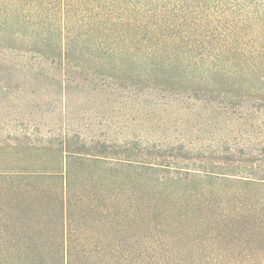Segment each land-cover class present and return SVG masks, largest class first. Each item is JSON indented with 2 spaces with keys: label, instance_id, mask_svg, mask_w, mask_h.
Here are the masks:
<instances>
[{
  "label": "trees",
  "instance_id": "trees-1",
  "mask_svg": "<svg viewBox=\"0 0 264 264\" xmlns=\"http://www.w3.org/2000/svg\"><path fill=\"white\" fill-rule=\"evenodd\" d=\"M3 72L10 77L0 79V111H19L11 131L38 130L33 111L43 113L42 126L56 116L65 121L48 129L50 139L17 143L44 151L48 166L0 168V195L32 179H59L63 200L75 168L147 169L155 173L149 184L173 197L162 210L170 230L213 226L221 216L205 211L218 208L211 200L220 196L230 198V235L264 242V0H0ZM16 82L23 85L10 90ZM25 97L42 102L13 104ZM73 98L88 116L72 115ZM128 121L172 131L150 138L153 150L134 151L140 137ZM185 251L171 245L157 264H208L183 259ZM245 255L240 260L230 242V262L216 264H264L262 248Z\"/></svg>",
  "mask_w": 264,
  "mask_h": 264
},
{
  "label": "rangeland",
  "instance_id": "rangeland-1",
  "mask_svg": "<svg viewBox=\"0 0 264 264\" xmlns=\"http://www.w3.org/2000/svg\"><path fill=\"white\" fill-rule=\"evenodd\" d=\"M15 76L21 77L22 74L13 75V78ZM9 77L5 72L0 75V79ZM9 84L10 90L14 89V85H23L22 82ZM57 92L59 94V90ZM23 100L32 101L36 105L42 102L37 97H25L18 98L13 104ZM82 106L72 108V115L75 116V111L84 114ZM17 110L13 108L10 112L0 111V168L24 167L23 169L30 170L48 166L46 162L49 158L44 157V151L25 152L23 148H16V145L25 141L28 136L37 144L42 137L44 141L50 139L51 131L48 129H55L65 119L56 116L49 123L51 127L42 126L41 122L45 119L43 113L33 111L31 123H36L38 130L28 131L25 135V132L18 133L9 129L16 123L14 120L19 114ZM84 115L88 116L86 113ZM84 121L86 120L80 119L82 124ZM126 124L127 130L140 137L138 145H130L134 151L140 147L153 150L149 139L165 137L172 131L168 128H158L155 131L146 121H128ZM26 125L28 126L25 123L24 128ZM127 130H123L124 134L128 133ZM112 136L117 142L122 140L120 135L109 132L106 138L110 139ZM209 137L211 138L204 137L205 146L214 145V142L207 139ZM133 139L136 141L135 137ZM10 146L16 150L8 153L13 150ZM33 153L34 155H30ZM36 157H41L42 162L34 163L33 158ZM161 159L167 157H160L159 160ZM107 166L94 165L82 171L75 168L71 180L65 184L64 201L61 197L63 180L59 179L48 180L47 184L42 180L32 179V186L20 184L15 188L16 191L6 187L5 195H0V208L7 220V223L0 226V230L5 229L3 231L6 232L7 240L0 238V263L157 264L158 261L166 262L169 258L168 248L174 245L188 250L183 259L189 262L216 264L230 262V242H235L236 252L243 255L238 257L240 260L251 258L245 255L249 248L264 249V242L241 240L236 238L237 235H230V216L226 215L230 214V198H212L211 201L218 208L205 212L213 217L221 216V220H217L213 226L206 223L200 230L188 232L182 229L178 234V231H172L167 226V218L162 211L170 206L173 197L169 198L164 188L152 187L147 180V175L153 177L154 172H147L150 171L147 169L140 172L142 169L119 173L111 168L112 164ZM212 184L219 185L214 181ZM1 185L3 182L0 181ZM227 189L230 190V184H227ZM212 246L217 250L213 251ZM196 247H200L199 255L192 254Z\"/></svg>",
  "mask_w": 264,
  "mask_h": 264
}]
</instances>
